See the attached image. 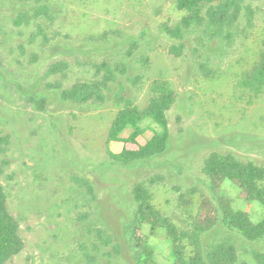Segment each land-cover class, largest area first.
Instances as JSON below:
<instances>
[{
    "label": "rangeland",
    "instance_id": "obj_1",
    "mask_svg": "<svg viewBox=\"0 0 264 264\" xmlns=\"http://www.w3.org/2000/svg\"><path fill=\"white\" fill-rule=\"evenodd\" d=\"M47 1L52 19L18 24L36 1L0 0V138L6 149L0 180L25 242L6 264H138L128 235L138 183L186 228L205 199L220 216L224 198L260 221L262 205L248 202L229 181L214 191L203 167L213 152L264 165V93L253 98L237 86L264 50V0H243L231 40L188 32L181 57L170 54L169 45L178 42L161 31L185 14L175 0ZM56 63L66 66L51 73ZM159 74L179 93L170 111L169 147L121 163L111 155L123 147L109 140L112 122L126 101L147 105ZM105 75L104 99L62 96L79 81ZM143 126L146 139L160 129L151 120ZM208 239L236 242L250 264H256L253 251L264 252V239L248 241L221 221ZM150 240L159 264H175L163 230Z\"/></svg>",
    "mask_w": 264,
    "mask_h": 264
},
{
    "label": "trees",
    "instance_id": "obj_2",
    "mask_svg": "<svg viewBox=\"0 0 264 264\" xmlns=\"http://www.w3.org/2000/svg\"><path fill=\"white\" fill-rule=\"evenodd\" d=\"M35 1L37 6L31 12L18 16V24L30 22L34 17L53 18L47 0ZM175 6L185 13L181 20L176 25L161 26L162 32L178 42L169 45V52L175 57L183 56L186 48L184 39L190 31L197 30L210 41L231 40L236 35L238 22L245 9L243 0H175ZM246 9L248 22L251 24L252 9ZM65 66V63H56L52 65L51 73L63 70ZM108 79L109 75H105L102 80L79 81L64 89L62 96L66 100L77 102L104 99V88ZM237 86L253 98L264 93V50L260 51L254 62L239 75ZM178 98L179 93L173 82L164 74H159L151 82L145 107L126 101L117 112L109 132L110 141L123 143L119 153L111 152L112 157L121 163L130 164L166 152L171 139L170 111ZM41 102H44V98ZM147 120L157 124L160 129L155 130L153 136L146 139L147 129L143 123ZM125 132H129L128 135H124ZM4 142L5 139L0 138V157L6 151ZM203 171L210 178L214 191L229 181L241 189L248 202H257L264 207V165L243 161L234 154L213 152L205 161ZM134 201L136 207L128 227V235L136 248L138 264H159L150 240L151 235H157L159 230L165 232L175 264H250L247 259L242 258L236 242L229 239H208L209 233L220 221L228 231L238 232L248 241L264 239V217L255 222L249 211L235 209L230 199H219L221 216L206 199L202 200L200 208L198 207L199 216L193 217L187 228L178 225L156 205L152 192L145 184L136 185ZM147 226L150 233L145 232ZM24 246L20 221L9 209L8 195L0 180V264H6L19 254ZM253 256L256 264H264V252L253 251Z\"/></svg>",
    "mask_w": 264,
    "mask_h": 264
}]
</instances>
